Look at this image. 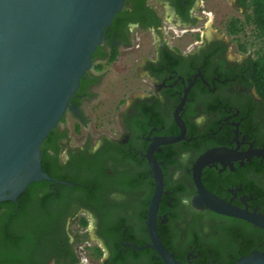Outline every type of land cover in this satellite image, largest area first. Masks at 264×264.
I'll return each mask as SVG.
<instances>
[{"label":"flooded vegetation","instance_id":"1","mask_svg":"<svg viewBox=\"0 0 264 264\" xmlns=\"http://www.w3.org/2000/svg\"><path fill=\"white\" fill-rule=\"evenodd\" d=\"M248 3L124 1L92 54L95 74L83 75L69 102L78 141L56 126L40 158L53 181L32 183L25 199L0 208V229L15 246L10 261L163 264L145 247L157 186L152 223L176 262L234 264L264 252L263 229L205 207L210 195L245 216L264 215V97L252 83L260 47ZM124 55L114 128L96 134L80 106L102 66Z\"/></svg>","mask_w":264,"mask_h":264},{"label":"water","instance_id":"2","mask_svg":"<svg viewBox=\"0 0 264 264\" xmlns=\"http://www.w3.org/2000/svg\"><path fill=\"white\" fill-rule=\"evenodd\" d=\"M124 1L0 0V203L14 201L29 184L53 181L41 170V143L68 109L76 113L70 99ZM158 192L159 186L148 207L145 247L163 264H180L154 231ZM205 198L211 211L264 230V215L245 216L210 195ZM234 264H264V252L252 251Z\"/></svg>","mask_w":264,"mask_h":264},{"label":"rangeland","instance_id":"3","mask_svg":"<svg viewBox=\"0 0 264 264\" xmlns=\"http://www.w3.org/2000/svg\"><path fill=\"white\" fill-rule=\"evenodd\" d=\"M251 36H254L252 31ZM254 40V46L260 47L261 43L259 40L255 38ZM124 62L125 55L119 58V62L103 65L98 83L91 88L89 96L80 106L84 122L86 123V128H93L94 133L96 134H108L109 131L114 128L111 120L113 119L114 113L113 105L123 96L122 88L120 87V85H123V82H115V80L122 78L121 74L123 69L121 66ZM90 73L95 74V71L93 72L90 70ZM73 121L74 120L70 114L66 111L62 121L57 125L59 130H67L66 135L70 136V143L78 141V137H76L78 134L72 135L71 133V125ZM81 132H83L82 129ZM85 257L88 258L87 252Z\"/></svg>","mask_w":264,"mask_h":264},{"label":"trees","instance_id":"4","mask_svg":"<svg viewBox=\"0 0 264 264\" xmlns=\"http://www.w3.org/2000/svg\"><path fill=\"white\" fill-rule=\"evenodd\" d=\"M248 4L250 7V13L246 16V23L253 26L256 38L261 43L258 57L253 63L252 83L255 85L261 96L264 97V0H249ZM80 81L81 79L79 80V83ZM44 141L41 143V150L44 146ZM32 186L33 184H29L26 187V190L20 194L18 198L21 200L25 199ZM8 204H10V202H8ZM3 206L5 205L1 202L0 208ZM12 247L15 246L12 235H10V231H6L4 228L0 229V264H14L13 261L9 260V258L14 256Z\"/></svg>","mask_w":264,"mask_h":264},{"label":"bare ground","instance_id":"5","mask_svg":"<svg viewBox=\"0 0 264 264\" xmlns=\"http://www.w3.org/2000/svg\"><path fill=\"white\" fill-rule=\"evenodd\" d=\"M206 34H207V36H211V34H213L212 30H210V28H209V25H208V32Z\"/></svg>","mask_w":264,"mask_h":264},{"label":"built area","instance_id":"6","mask_svg":"<svg viewBox=\"0 0 264 264\" xmlns=\"http://www.w3.org/2000/svg\"><path fill=\"white\" fill-rule=\"evenodd\" d=\"M80 260L85 261V255L84 254H81Z\"/></svg>","mask_w":264,"mask_h":264}]
</instances>
